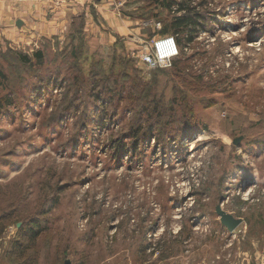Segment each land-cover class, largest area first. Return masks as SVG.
<instances>
[{"label": "rangeland", "instance_id": "1", "mask_svg": "<svg viewBox=\"0 0 264 264\" xmlns=\"http://www.w3.org/2000/svg\"><path fill=\"white\" fill-rule=\"evenodd\" d=\"M117 6L113 42L79 16L0 50V264H259L264 0ZM169 36L171 67L148 66Z\"/></svg>", "mask_w": 264, "mask_h": 264}, {"label": "crops", "instance_id": "2", "mask_svg": "<svg viewBox=\"0 0 264 264\" xmlns=\"http://www.w3.org/2000/svg\"><path fill=\"white\" fill-rule=\"evenodd\" d=\"M41 0L14 5L8 0H0V50L8 46L36 45L43 38L62 34L72 19L83 16L88 30L97 23L105 27L112 35L100 33L108 42L114 36L122 37L126 32V24L116 17L118 0ZM98 28V25H97ZM107 28V29H106Z\"/></svg>", "mask_w": 264, "mask_h": 264}, {"label": "built area", "instance_id": "3", "mask_svg": "<svg viewBox=\"0 0 264 264\" xmlns=\"http://www.w3.org/2000/svg\"><path fill=\"white\" fill-rule=\"evenodd\" d=\"M40 0H8L11 4L20 5L28 2H39ZM179 55V47L173 37H164L155 41L151 50L143 48L142 60L150 67L169 68L171 60ZM259 264H264V257Z\"/></svg>", "mask_w": 264, "mask_h": 264}, {"label": "trees", "instance_id": "4", "mask_svg": "<svg viewBox=\"0 0 264 264\" xmlns=\"http://www.w3.org/2000/svg\"><path fill=\"white\" fill-rule=\"evenodd\" d=\"M181 11H185V8L183 6H179L177 8V12H181ZM196 23H197L196 19H192L190 16H188V14L184 13L180 17L175 18L173 24L170 27L173 28L174 32H176L177 34V33L185 31L188 28H191V26L194 27ZM167 31H168V28H165L164 33H166ZM189 36L191 37L190 33H189ZM191 39L192 38H187V42H190ZM176 41L178 44L179 40H176ZM36 57H40V53H36Z\"/></svg>", "mask_w": 264, "mask_h": 264}, {"label": "water", "instance_id": "5", "mask_svg": "<svg viewBox=\"0 0 264 264\" xmlns=\"http://www.w3.org/2000/svg\"><path fill=\"white\" fill-rule=\"evenodd\" d=\"M239 141L240 138H235L233 144L237 145ZM216 214L219 217L222 226H224L229 232H233L235 228L241 224L240 219H235L232 215L224 212L219 206L216 208Z\"/></svg>", "mask_w": 264, "mask_h": 264}]
</instances>
